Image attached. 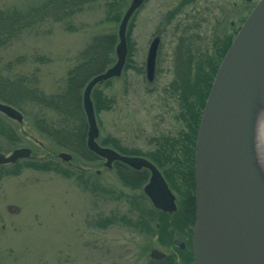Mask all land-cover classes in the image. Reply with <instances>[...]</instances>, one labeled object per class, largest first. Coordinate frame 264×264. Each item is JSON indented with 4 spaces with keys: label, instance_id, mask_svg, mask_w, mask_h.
I'll return each mask as SVG.
<instances>
[{
    "label": "rangeland",
    "instance_id": "rangeland-1",
    "mask_svg": "<svg viewBox=\"0 0 264 264\" xmlns=\"http://www.w3.org/2000/svg\"><path fill=\"white\" fill-rule=\"evenodd\" d=\"M180 1L144 0L130 18L126 41L128 44L129 39L132 45V62L123 69L125 60L120 75L112 78L109 86L99 85L113 99V106L97 115V141L111 135L127 148L148 152L154 148L158 136L176 134L181 122L176 118V102L168 91V83L183 70V66L175 69L177 57L183 50L194 49V42L197 44L201 38L213 51H218L219 41L224 45L234 36L229 21L239 25L243 20L232 14L233 3L237 7L241 5L245 15L256 0L248 4L246 0H196L170 17L173 12L170 11ZM43 2L0 0V10L28 9ZM104 15L100 5L92 4L71 15L70 28L62 20L45 19L0 50L1 65L24 56L22 70L38 74L37 86L43 92H56L63 87L66 73L77 63L90 38L117 31L118 23L106 20ZM183 30L193 39L190 46L186 45L185 37H180ZM154 36L159 37V44L154 79L148 82L145 58ZM21 113L20 123L10 119L21 141L10 145L0 137L3 152L8 154L16 147H29L30 159L52 158L61 167L62 164L66 168L74 167L71 158L66 161L57 156L59 152L71 155L70 151L56 147L34 126L33 116L41 113L52 117V110L36 106L29 115ZM87 171L86 188L73 175L26 166L16 174L1 177L0 264H168L172 256L179 261V248L173 243L161 244L155 233L147 234L119 219L101 225L99 218L131 215L129 208L136 204L128 199L139 194V190L123 185L112 167L105 168L99 162ZM93 172L96 175L92 176ZM146 202L156 210L147 196ZM152 249L164 253L163 258H152Z\"/></svg>",
    "mask_w": 264,
    "mask_h": 264
},
{
    "label": "water",
    "instance_id": "water-1",
    "mask_svg": "<svg viewBox=\"0 0 264 264\" xmlns=\"http://www.w3.org/2000/svg\"><path fill=\"white\" fill-rule=\"evenodd\" d=\"M144 0H129L117 24L115 61L85 84L82 108L87 122V149L110 167L119 161L149 172L143 193L155 209L176 208L159 169L148 159L125 155L98 143L92 90L118 77L127 55L126 28ZM159 37L154 36L145 58V77L152 82ZM0 113L18 123L22 113L0 101ZM264 120V0L251 8L222 56L206 96L194 145L195 218L192 255L195 264H264V151L259 124ZM29 147L0 151V164L28 158ZM69 160L67 152L57 154ZM150 256L164 253L152 249Z\"/></svg>",
    "mask_w": 264,
    "mask_h": 264
},
{
    "label": "trees",
    "instance_id": "trees-1",
    "mask_svg": "<svg viewBox=\"0 0 264 264\" xmlns=\"http://www.w3.org/2000/svg\"><path fill=\"white\" fill-rule=\"evenodd\" d=\"M195 1L181 0L170 11H173L170 17ZM128 2L129 0H44L40 5L28 9L14 7L0 10V50L20 39L19 37L26 29L45 19L62 20L70 28L68 19L72 17L71 15L92 4L100 5L105 14L104 18L117 24ZM65 19L67 20L65 21ZM128 33L129 30L127 32L126 29L127 36ZM183 33L180 37L183 39L185 37L186 45L190 46L193 42L192 37L185 34L187 30H183ZM230 41L229 38L221 48L219 47L218 51H213L211 45L208 46L207 42L201 38L197 44L194 42L196 45L194 49L187 52L183 50L177 57L175 69L183 66V70L176 73L174 79L168 83L169 93L179 100V111L176 118L180 120L181 128L176 134L158 136L155 138L154 148L148 152L127 148L111 135H106L99 140L101 145L111 146L121 154L147 157L169 182L174 181L180 188L184 205H180L178 210L172 214L152 209L141 191L148 171L145 168L135 170L116 161L112 168L119 181L128 188L139 190V194L128 199L130 203L136 204L135 207L130 206L129 208L131 215L99 218L98 221L101 225L104 226L107 222L112 221L113 223L119 219L136 229H143L147 234H157L161 244H172L174 237H182L183 233L190 236L195 218L193 158L197 127L211 81ZM116 42L117 34L114 30L92 36L79 53L77 63L66 73L63 87L52 93H45L37 86L38 74L35 71L25 72L22 70L25 62L24 56L7 60L3 65L0 60V101L15 107L26 115H29L36 106L52 110L54 113L52 117L41 113L33 116L34 126L37 132L52 140L56 147L70 151L71 159L74 161V167L66 168L63 164L61 167L52 158L30 159V156L27 160L0 165V179L6 174H16L22 166H26L36 170H52L64 176L73 175L80 186L87 187L86 182L89 177L87 169L94 163H98L99 160L94 153L87 149L85 144L87 122L82 108L81 94L85 84L93 75L104 71L113 64ZM131 46L128 39L127 62L123 69H126L132 62ZM112 80L109 79L103 83V87L109 86ZM91 99L96 120L99 112L108 111L113 106V99L105 94L100 86L92 90ZM0 137L10 145L21 141L12 120L1 113ZM93 175L96 173L93 172ZM127 197L130 198V195ZM178 255L179 261H176L172 256L173 258L169 257L168 264H194L190 243L188 248L184 251L180 250Z\"/></svg>",
    "mask_w": 264,
    "mask_h": 264
},
{
    "label": "flooded vegetation",
    "instance_id": "flooded-vegetation-1",
    "mask_svg": "<svg viewBox=\"0 0 264 264\" xmlns=\"http://www.w3.org/2000/svg\"><path fill=\"white\" fill-rule=\"evenodd\" d=\"M250 1H251V0H246L247 4L250 3ZM256 1H257V0H256ZM256 1L253 3V5L251 6V8L254 6V4L256 3ZM233 4H234V7H235V8H233V10H232V14H235V15H237V16L239 15V16L241 17V19L243 18V20H244V18L247 16V14H248L249 11L251 10V8H250V9H247V11H246V13H245V15H244V11H243L242 6L240 5L239 7H237L236 2H234ZM229 13H230V12H229ZM243 20H242V21H243ZM242 21L240 22L239 25H236L235 22H234V20H230V21H229V25H230V29H231L230 31H231V33H232L234 30H235L234 34L236 33V31H237L238 28L240 27ZM223 33H224V32H222L221 35H222ZM218 35H219V34H218ZM219 36H220V35H219ZM220 37H221V36H220ZM224 37H226V34H225V33H224ZM218 44H219V47L221 48L222 45H220V41H219ZM172 98H173L174 101L176 102V107H177V109H176V114H177V112L179 111V100H178L177 97H174V96H172ZM103 146L111 148V146H108V145H103ZM112 149H113V148H112ZM0 151L3 152L2 148H1V145H0ZM3 153H4V152H3ZM96 156H97V158H98V160H99V163L102 164V166L104 167V165H103V163H104V159L101 158V157H99L98 155H96ZM136 156L145 157V156H143V155H136ZM145 158L148 159L147 157H145ZM148 160H149V159H148ZM149 161H150V160H149ZM114 162H116V161H112L111 165H112ZM152 163H153V162H152ZM97 164H98V163H97ZM96 173H98V170H96ZM162 175H163V177H164V179H165V181H166V183H167V185H168L170 191H171L172 194L174 195V202H175L176 208H175V210H174L173 212H176V211L178 210V208L180 207V205H184V200L182 199L183 197H182V194H181V190H180V188L177 187V185H173V183L169 182L164 174H162ZM148 176H149V175H148ZM148 176H147V177H148ZM147 179H148V178H147ZM146 181H147V180H146ZM193 190H194V189H193ZM158 211H159V212L166 213V214H172V213H173V212L169 213V212L162 211V210H159V209H158ZM187 227H189V226L187 225ZM191 240H192V227H191V234H190V236H188L187 234L183 233V234H182V237L180 236V238H179V237H174V239H173V244H175L176 247L179 248V250H184V249H186V247L188 246V244L191 243Z\"/></svg>",
    "mask_w": 264,
    "mask_h": 264
},
{
    "label": "bare ground",
    "instance_id": "bare-ground-1",
    "mask_svg": "<svg viewBox=\"0 0 264 264\" xmlns=\"http://www.w3.org/2000/svg\"><path fill=\"white\" fill-rule=\"evenodd\" d=\"M259 136L264 151V120H262L259 124Z\"/></svg>",
    "mask_w": 264,
    "mask_h": 264
}]
</instances>
